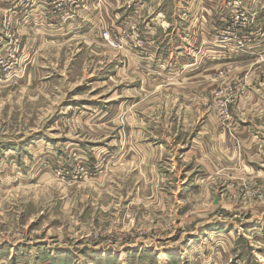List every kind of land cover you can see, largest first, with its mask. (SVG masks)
Returning <instances> with one entry per match:
<instances>
[{"label": "rangeland", "instance_id": "1", "mask_svg": "<svg viewBox=\"0 0 264 264\" xmlns=\"http://www.w3.org/2000/svg\"><path fill=\"white\" fill-rule=\"evenodd\" d=\"M226 1L217 43L260 45L264 0ZM81 5L0 0V264H264V181L201 136L238 149L241 88L168 81L153 47L131 58L144 39L79 36Z\"/></svg>", "mask_w": 264, "mask_h": 264}, {"label": "crops", "instance_id": "2", "mask_svg": "<svg viewBox=\"0 0 264 264\" xmlns=\"http://www.w3.org/2000/svg\"><path fill=\"white\" fill-rule=\"evenodd\" d=\"M227 6L224 0H82L81 10H75L66 21L73 28L77 27L73 31L83 29L79 36L95 34L102 42L103 28L113 36L117 33L129 36L130 42L136 38L144 39L148 53L130 50L131 58L137 62L141 54L154 55L150 52L153 47L158 59L159 56L160 60L168 58L169 64L170 61L176 64L160 68L168 81L176 76L184 83L186 78L193 77L197 84L200 83L201 90L208 86L211 89L218 83L228 88L240 87V93L231 101L232 119L229 117L231 122L241 124L238 133L234 134L239 141L238 149L231 134L201 136L213 140L207 148L223 151L226 161L238 159L237 153L241 151L242 169L257 170L258 177L264 181V15L256 21L260 45L237 51L218 44L210 32L217 26L218 8L222 11ZM116 39L121 44L122 40ZM188 55L193 61L187 63ZM135 65L138 67V63ZM155 67L153 63L149 68ZM220 69H227V72H218ZM205 77V83L198 82ZM250 161H255L254 165ZM185 197H190V191Z\"/></svg>", "mask_w": 264, "mask_h": 264}, {"label": "built area", "instance_id": "3", "mask_svg": "<svg viewBox=\"0 0 264 264\" xmlns=\"http://www.w3.org/2000/svg\"><path fill=\"white\" fill-rule=\"evenodd\" d=\"M260 7L261 8H263L264 7V5L263 4H261L260 5ZM234 18V22L235 23H238V24H242V25H244L246 22H247V18L245 17V15H244V13H242V11L240 12V13H238V14H235L234 16H233ZM251 24V23H250ZM233 28H235L234 26H233ZM101 37L109 44V45H112V46H116V45H118V42H117V39H116V37L115 36H113L112 35V33H110L109 32V30H107V29H104V30H102V32H101ZM250 38H251V36L250 35H245V36H242L241 37V39H245V40H250ZM238 44H239V42H238ZM243 45H241V47H242ZM232 101V99L231 98H226L225 99V102H231Z\"/></svg>", "mask_w": 264, "mask_h": 264}]
</instances>
